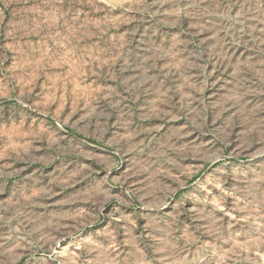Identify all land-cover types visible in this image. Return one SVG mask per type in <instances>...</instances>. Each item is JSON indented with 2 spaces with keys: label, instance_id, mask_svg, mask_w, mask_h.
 Returning <instances> with one entry per match:
<instances>
[{
  "label": "rangeland",
  "instance_id": "1",
  "mask_svg": "<svg viewBox=\"0 0 264 264\" xmlns=\"http://www.w3.org/2000/svg\"><path fill=\"white\" fill-rule=\"evenodd\" d=\"M0 264H264V0H0Z\"/></svg>",
  "mask_w": 264,
  "mask_h": 264
}]
</instances>
